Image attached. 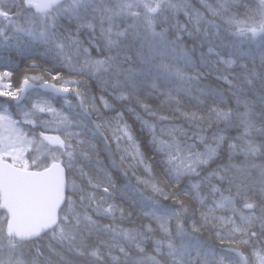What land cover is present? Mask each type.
I'll return each instance as SVG.
<instances>
[{"label":"trees","instance_id":"16d2710c","mask_svg":"<svg viewBox=\"0 0 264 264\" xmlns=\"http://www.w3.org/2000/svg\"><path fill=\"white\" fill-rule=\"evenodd\" d=\"M193 4L211 23L195 36L168 2L153 25L117 22L119 6L108 7L100 29L110 52L102 64L112 82L132 87L127 102L105 110L89 80L81 83V101L39 96L42 111L25 102L33 142L59 140L69 197L58 227L30 242L8 238L0 209V264H240L231 248L249 264L264 256V34L242 36L254 24L264 29V0ZM184 29L190 38L177 40ZM164 41L178 43V52L166 51ZM124 51L137 69L112 68ZM43 73L25 65L8 78L0 73L1 106L11 105L25 79ZM50 111L75 121L56 124ZM181 156L191 170L179 167Z\"/></svg>","mask_w":264,"mask_h":264},{"label":"rangeland","instance_id":"374dc122","mask_svg":"<svg viewBox=\"0 0 264 264\" xmlns=\"http://www.w3.org/2000/svg\"><path fill=\"white\" fill-rule=\"evenodd\" d=\"M27 1L28 0H19L14 4H9L6 0H0V23L2 25V28H0V65L2 69L28 64L41 66L46 72V75L54 77L63 86L70 87L71 89L75 88L82 78L92 76L98 95L97 98L107 110H111L118 104L125 103L130 99L132 87L128 86V83L122 81L123 83L121 84L112 85L109 78L111 75V72L108 71L109 69L107 67H102L100 63H93L88 59L96 45V39L90 31L96 26V19L102 17L103 12L101 6H104L105 2H107L108 5L117 4L119 6L117 22L125 23L131 18L133 23L144 20L153 25L158 14L157 6H161L166 0H80L76 4L73 3L72 0H68V4L60 6L59 10L60 12L62 10L69 11L66 25L61 26L60 29H57L52 34L47 33L48 36H46L45 33H30L19 21H15V12L22 8V4L27 6ZM74 1L76 2V0ZM172 1L173 4L169 3V10L171 13L172 8L176 7L197 32L205 30L207 26L205 21L202 19H192L187 16L186 9L188 6L186 5L188 2H182L183 0ZM68 6L73 7L68 8ZM139 12H146L148 15L143 17L139 15ZM80 14L83 15L79 16ZM77 15L79 17H77ZM54 17L55 16L49 17L47 21ZM34 21L35 20H32L30 24L31 28ZM92 21H95V23H92ZM254 25L248 30L246 35L242 36L251 39L249 34L253 32V29L261 28L258 24ZM168 31L169 29L167 33ZM153 33L154 30L150 29L149 34L152 35ZM156 37L161 38L159 36ZM156 37H154V40ZM98 41H100L99 48L101 50L110 49L106 36H104L103 39H98ZM164 44L165 46H163V48L171 52L172 55L178 52L175 50V46L180 48L178 43L174 45L171 42L166 43L164 41ZM107 51L110 52V50ZM66 55L69 56L68 63L64 60V56ZM112 60L114 61L112 62V68L116 71L120 69L123 71L131 68L137 69L133 67L136 65H134V59L129 52H120L115 55ZM94 64L99 66L98 70ZM154 69L155 72L158 73L155 65ZM141 74H143L141 76L143 79L150 77V71L147 67L142 69ZM186 76L189 81H192L194 78V75ZM170 79L173 80V77H170ZM129 80H131V77ZM0 89L6 90V85L0 83ZM0 95H3V93H0ZM30 100L35 110H47L46 106L36 103L34 98L28 101ZM19 110L18 120H16L9 110H0V154L2 157L10 160L14 165L27 169L30 168V166H37V164L43 163L47 165L51 162L58 161L60 158V151L57 141L59 140L42 137L33 142V140L29 139L26 136V128L24 125H19L21 123L29 124V120L26 117L23 118L29 109L25 106ZM51 119L56 124L64 126H71L75 121L71 117L57 111L52 113ZM123 129L124 128H121V131ZM123 137L127 140L130 139L128 133H124ZM32 149L35 150V152H32V155L35 156L36 159L28 156V153L31 152ZM193 158L192 160H194ZM196 158L199 162L204 160V158L201 157ZM177 159L182 160L179 164L182 170L192 169L191 165L188 168H186L187 165L184 166L185 163L188 164V162H190L188 158L181 156L176 158V162ZM177 171L180 172L181 170L177 169ZM180 173L183 174V172ZM255 264H264V259H261L257 255Z\"/></svg>","mask_w":264,"mask_h":264},{"label":"water","instance_id":"95a60500","mask_svg":"<svg viewBox=\"0 0 264 264\" xmlns=\"http://www.w3.org/2000/svg\"><path fill=\"white\" fill-rule=\"evenodd\" d=\"M41 7H48L61 0H36ZM257 36L260 32H253ZM36 89L65 98L73 94L51 83L40 86L25 81L21 102L28 92ZM67 199V175L64 166L53 163L42 171L23 170L0 157V204L7 215V234L21 242L36 240L59 224V214ZM242 264L247 258L235 251Z\"/></svg>","mask_w":264,"mask_h":264},{"label":"flooded vegetation","instance_id":"af4514ba","mask_svg":"<svg viewBox=\"0 0 264 264\" xmlns=\"http://www.w3.org/2000/svg\"><path fill=\"white\" fill-rule=\"evenodd\" d=\"M73 1V3H77V2H79L80 0H78L77 2H75L74 0H72ZM68 4V3H67ZM73 6H68V8H72ZM28 10H31V14H34V16L36 17L37 16V14H41V15H46V14H48L50 11H46V12H38V11H36L35 9H33L32 7H30V6H28ZM68 13H69V11H65V10H62L58 15H55V17L57 16L58 18H62V19H66V18H68L67 16H68ZM81 15H83V14H80L79 16H81ZM78 15H77V17H79ZM54 17V18H55ZM25 66H30V67H36V68H40L41 66H37V65H25ZM43 70V69H42ZM43 76H44V74H43ZM46 77V76H45ZM47 79H49L50 77L49 76H47L46 77ZM54 78V77H53ZM49 81V80H48Z\"/></svg>","mask_w":264,"mask_h":264},{"label":"bare ground","instance_id":"6f19581e","mask_svg":"<svg viewBox=\"0 0 264 264\" xmlns=\"http://www.w3.org/2000/svg\"><path fill=\"white\" fill-rule=\"evenodd\" d=\"M112 5V4H111ZM110 5H108V3L106 2L105 4H104V10H105V12H107V9H108V7H109ZM203 32H205V31H202V32H196L195 34H194V36L196 35V34H198V33H203ZM182 34V35H181ZM177 40H180V38H182L183 39V37H189L190 38V36L186 33V32H179L177 35H175L174 36ZM146 48H148V47H152L151 45H149L148 43H146V46H145Z\"/></svg>","mask_w":264,"mask_h":264}]
</instances>
